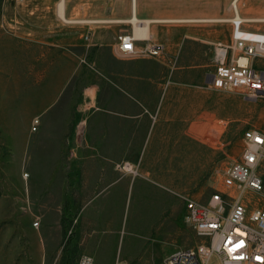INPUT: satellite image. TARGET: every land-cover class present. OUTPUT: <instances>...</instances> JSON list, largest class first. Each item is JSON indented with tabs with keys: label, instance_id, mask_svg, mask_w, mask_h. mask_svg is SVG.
<instances>
[{
	"label": "rangeland",
	"instance_id": "rangeland-1",
	"mask_svg": "<svg viewBox=\"0 0 264 264\" xmlns=\"http://www.w3.org/2000/svg\"><path fill=\"white\" fill-rule=\"evenodd\" d=\"M60 1L0 0V264H79L84 256L93 264L97 257L103 264H161L200 242L185 220L184 198L207 202L223 190L245 132L264 133V99L206 84L217 44H232L235 10L246 29L264 33V23L248 22L264 18V0H240L238 9L234 0H137L140 20L160 21L151 24L149 41L137 42L139 55L148 45L165 47L156 58L165 64L159 139L179 149L172 169L163 162L158 176L129 174V163L117 167L133 182L155 186L138 188V204L156 197L157 206L142 208L149 213L137 221V188L123 210L114 202L89 217L80 205L91 196L99 204V192L59 188L74 182L59 171L66 164L59 154L85 147L89 115L106 105L107 61L119 38L134 34L133 0H66V22ZM245 201L250 211L264 207V188Z\"/></svg>",
	"mask_w": 264,
	"mask_h": 264
},
{
	"label": "crops",
	"instance_id": "crops-1",
	"mask_svg": "<svg viewBox=\"0 0 264 264\" xmlns=\"http://www.w3.org/2000/svg\"><path fill=\"white\" fill-rule=\"evenodd\" d=\"M164 66L161 60L147 55L122 57L119 49L118 53L107 61L106 105L90 113L87 128L90 132L85 138V147H74L72 153L59 154V161L66 163L64 167L59 166L62 176L74 178L71 184L67 179L60 183L59 188L62 191H67L73 184L74 187H80L75 189L81 193H100L99 204L94 200L96 197L91 196L84 205H80L84 210L82 217L91 216L90 210L97 207L108 210L114 202L118 204L116 208L123 210L131 190L135 188V221L147 217L149 212H141L142 208H150L153 211L157 206L156 197H153L152 201L138 204V188L155 190L154 185L147 183L144 186L133 182L130 175L123 174L117 167L129 163L137 169L140 177H148L161 175L164 170L160 164L163 162H169L167 167L171 170L172 161H178L177 142L174 147L171 141L164 146L159 139L160 128L156 126L162 113ZM214 71L207 77L206 84L211 85L208 82ZM98 86L97 93L102 90ZM60 140H63V137H60ZM50 159L55 160L53 157ZM168 168L166 170H169ZM52 189L47 188L49 191ZM117 216L121 218L123 212H117ZM100 263L103 264L102 258L97 257L96 264Z\"/></svg>",
	"mask_w": 264,
	"mask_h": 264
},
{
	"label": "built area",
	"instance_id": "built-area-1",
	"mask_svg": "<svg viewBox=\"0 0 264 264\" xmlns=\"http://www.w3.org/2000/svg\"><path fill=\"white\" fill-rule=\"evenodd\" d=\"M231 24L232 44H217L210 87L242 93L254 101L264 99V33L246 29L236 10ZM119 41L122 57L139 55L132 35H123ZM164 50L163 45L153 44L146 53L160 58ZM38 125L36 120L34 131ZM263 163L264 133L250 129L244 134L241 159L224 171L223 190H216L207 202L184 198L185 220L199 244L176 251L161 264H264V207L250 211L245 201L248 193L264 188ZM79 264H93V260L84 256Z\"/></svg>",
	"mask_w": 264,
	"mask_h": 264
},
{
	"label": "bare ground",
	"instance_id": "bare-ground-1",
	"mask_svg": "<svg viewBox=\"0 0 264 264\" xmlns=\"http://www.w3.org/2000/svg\"><path fill=\"white\" fill-rule=\"evenodd\" d=\"M240 0H234V5L238 9V3ZM66 0H61L58 5V16L62 21H67L66 17V11L67 7L65 5ZM132 9H133V18L130 20L134 24V34L133 37L137 42L139 41H149L150 38V32H151V24L152 23H158L160 22L159 20H147V21H142L137 17V0H133L132 3ZM237 11V10H236ZM239 13V11H237ZM245 22L247 21L244 19ZM248 22L251 23H264V18H252L249 19ZM142 24V25H141ZM125 171L129 174H133L135 176L138 175V172L135 171L134 166L131 164H128L125 168Z\"/></svg>",
	"mask_w": 264,
	"mask_h": 264
},
{
	"label": "water",
	"instance_id": "water-1",
	"mask_svg": "<svg viewBox=\"0 0 264 264\" xmlns=\"http://www.w3.org/2000/svg\"><path fill=\"white\" fill-rule=\"evenodd\" d=\"M213 82V77H211L210 81L208 82L209 84H212Z\"/></svg>",
	"mask_w": 264,
	"mask_h": 264
}]
</instances>
